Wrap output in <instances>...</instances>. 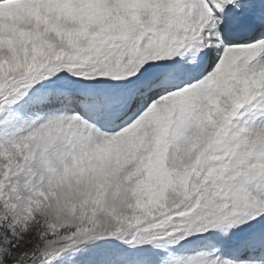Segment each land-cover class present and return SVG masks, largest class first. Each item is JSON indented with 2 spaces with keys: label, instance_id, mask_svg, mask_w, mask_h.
<instances>
[{
  "label": "snow or ice",
  "instance_id": "obj_1",
  "mask_svg": "<svg viewBox=\"0 0 264 264\" xmlns=\"http://www.w3.org/2000/svg\"><path fill=\"white\" fill-rule=\"evenodd\" d=\"M0 264H264V0H0Z\"/></svg>",
  "mask_w": 264,
  "mask_h": 264
}]
</instances>
